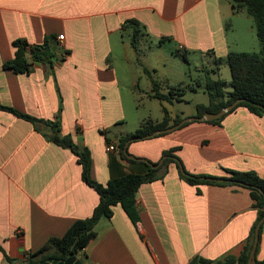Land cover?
<instances>
[{
  "label": "crops",
  "instance_id": "crops-1",
  "mask_svg": "<svg viewBox=\"0 0 264 264\" xmlns=\"http://www.w3.org/2000/svg\"><path fill=\"white\" fill-rule=\"evenodd\" d=\"M131 18L146 32L139 53L131 29H123ZM226 23L220 0H0V106L42 120L35 124L0 108V264H26L29 253L90 217L100 201L84 181L76 154L52 140L50 122L58 123L60 135L70 134L90 150L91 175L103 184L146 173L144 159L158 163L172 148L194 174L227 178L230 169L264 177V116L245 106L219 124L187 121L171 132L119 145L145 121H129V104L139 108L142 101L159 100L153 80L162 93L182 88L165 64L162 69L148 62L152 50L143 42L171 41L175 53L182 46L186 62L192 50L223 58L234 50ZM48 37L54 44L52 67L43 61H34L29 71L5 66L15 57L17 39L36 45ZM213 69L218 72L220 65ZM172 98L160 100L161 120L164 107L172 119L180 116L175 102L184 95ZM191 116L197 113L181 117ZM149 118L161 121L144 119ZM111 143L116 149L108 151ZM258 218L249 188L190 184L175 160L162 178L140 186L135 217L115 205L77 258L83 264H223L242 254ZM260 227L256 260L264 259V221Z\"/></svg>",
  "mask_w": 264,
  "mask_h": 264
},
{
  "label": "trees",
  "instance_id": "trees-1",
  "mask_svg": "<svg viewBox=\"0 0 264 264\" xmlns=\"http://www.w3.org/2000/svg\"><path fill=\"white\" fill-rule=\"evenodd\" d=\"M232 7L235 11L245 9L247 14L253 18L256 35L260 41V51H237L229 50L226 61L230 67L231 80L226 81L222 78L213 79L209 74L206 76V90L209 93L210 101L208 104L197 105V116H202L206 112H219L223 107L242 98L231 111L239 106L247 107L251 112L264 116V0H231ZM230 23H226L228 27ZM123 29H131V44L140 52L139 42L141 37L146 33L144 25L135 18L127 19L123 23ZM16 46L15 57L5 63V66L15 71H29L34 61L47 62L53 66L54 44L51 38H46L42 44L31 45L24 39H17L14 42ZM177 54L183 60H187V50L177 49ZM223 60H216V64L220 65ZM221 62V63H219ZM218 69H213L217 72ZM149 72V71H148ZM176 89V88H175ZM174 87L168 93H162L159 90V83L153 80V94L159 100L173 101V96H183L184 90L181 88L180 93H176ZM0 108L8 109L18 116L29 119L33 123L42 121L41 119L20 113L12 108L0 106ZM164 117L161 121L154 119H146L133 132L127 133L120 138L119 145L124 148L130 141L140 140L149 137L156 130L165 129L182 121L181 116L172 119L170 112L166 107L163 108ZM210 122L219 124L221 120L228 114ZM50 122V121H49ZM54 128V136L52 140L63 147L70 148L78 157V162L82 165V177L86 183L94 187L100 195V201L94 208L92 215L85 219L76 220L63 236L50 238L45 245L39 250L29 253L26 264H38V262L49 258L65 261L69 257L77 255L80 249H83L89 241L96 235V226L103 217L110 219L113 215V207L121 204L128 214L132 217L136 215V199L140 186L144 183L152 182L162 178L167 166L172 161L179 158L174 153V148L163 152V162L158 167L149 165V169L144 174H126L120 177L110 179L106 184L100 183L93 179L91 175L92 159L90 150L87 147L77 145L70 134L60 135V128L57 122L52 123ZM187 124L184 123L182 125ZM178 162V161H177ZM180 164L181 161L179 160ZM178 162V164H179ZM179 164V166H180ZM229 173L228 179L232 181H215L203 179L201 177H212L208 175L194 174L187 171L184 167L180 168V176L190 184L201 183H230L238 184L249 188L254 206L259 209V218L251 230L248 242L238 258L227 257L223 264H248L250 251L253 246L255 237V229L258 222L264 217V177L255 171H238L226 170ZM261 232V227H260ZM0 249L3 247L0 244ZM195 260L191 264H195ZM255 264H264L263 260H256Z\"/></svg>",
  "mask_w": 264,
  "mask_h": 264
},
{
  "label": "rangeland",
  "instance_id": "rangeland-1",
  "mask_svg": "<svg viewBox=\"0 0 264 264\" xmlns=\"http://www.w3.org/2000/svg\"><path fill=\"white\" fill-rule=\"evenodd\" d=\"M223 16L226 22L231 23L227 28V39L232 49L239 51H260L261 44L256 35V29L253 19L244 10L235 11L232 2L220 0ZM234 22V24H233ZM128 37V36H127ZM175 43L164 41L163 43L143 42L145 48H151L152 53L148 58L149 63L158 66L165 64L167 71L179 78L180 86L184 90V100L175 102L179 109L180 116L197 113L198 104H208L210 101L209 93L206 90V76L209 74L213 79L222 78L226 81L231 80L230 67L226 57L203 55L202 51L192 50L189 54V62L184 61L181 56L175 53ZM158 55V56H157ZM216 60H223L220 64V70L215 73L213 68L216 66ZM165 61V63H163ZM165 67L160 66L164 69ZM167 90V89H166ZM161 101H142L141 107H136V102L129 104V121L146 120L152 118H162ZM169 108L176 110L173 105L164 102Z\"/></svg>",
  "mask_w": 264,
  "mask_h": 264
},
{
  "label": "water",
  "instance_id": "water-1",
  "mask_svg": "<svg viewBox=\"0 0 264 264\" xmlns=\"http://www.w3.org/2000/svg\"><path fill=\"white\" fill-rule=\"evenodd\" d=\"M240 101H242L241 99L236 100L235 102L226 105L225 107H223L219 112L217 113H213V112H206L204 113L202 116H191V117H187L182 119V121H180L177 124H174L170 127H167L165 129H159L156 130L152 135H157L160 133H166V132H171L177 128H179L182 124H184L187 121H192V120H203V121H209V120H213V119H217L219 117H221L222 115L228 113L229 111H231ZM125 154L128 157L131 158H135L133 155L128 154L127 150L124 149ZM162 158L158 163H152L150 161H148L147 159H144L149 165H151L152 167H158L162 164L163 162ZM177 161L179 162V160L177 159ZM180 164V162H179ZM180 168L181 170H183V165L180 164ZM203 179H208V180H215V181H232V179H228V178H219V177H201ZM264 221V217L260 220L259 224L257 225L256 229H255V237H254V241H253V246L252 249L250 251V257H249V262L248 264H255L256 263V249H257V245H258V241H259V236H260V225L262 224V222ZM4 264H9V261L6 260L4 262ZM38 264H83L82 259L77 258V255L71 256L69 257L67 260L65 261H60L59 259H53V258H49L47 260H43L38 262Z\"/></svg>",
  "mask_w": 264,
  "mask_h": 264
},
{
  "label": "built area",
  "instance_id": "built-area-1",
  "mask_svg": "<svg viewBox=\"0 0 264 264\" xmlns=\"http://www.w3.org/2000/svg\"><path fill=\"white\" fill-rule=\"evenodd\" d=\"M64 38V34L59 35V39H63ZM180 49H182V46H180ZM116 149V145L114 143H111L107 146V150L108 151H112Z\"/></svg>",
  "mask_w": 264,
  "mask_h": 264
}]
</instances>
